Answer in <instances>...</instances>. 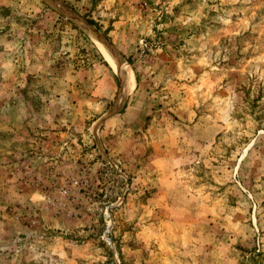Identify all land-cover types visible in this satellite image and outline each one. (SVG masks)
<instances>
[{"label": "rangeland", "instance_id": "rangeland-1", "mask_svg": "<svg viewBox=\"0 0 264 264\" xmlns=\"http://www.w3.org/2000/svg\"><path fill=\"white\" fill-rule=\"evenodd\" d=\"M0 264H264V0H0Z\"/></svg>", "mask_w": 264, "mask_h": 264}, {"label": "bare ground", "instance_id": "bare-ground-1", "mask_svg": "<svg viewBox=\"0 0 264 264\" xmlns=\"http://www.w3.org/2000/svg\"><path fill=\"white\" fill-rule=\"evenodd\" d=\"M90 34H92V33H90ZM95 37H93V39H94V42H96L97 47L100 49L101 53L105 56L107 61L111 64V66L113 67L115 72H117L118 76L120 77V80H122V82L124 83L125 91H124V87H123L122 93L123 94L127 93L126 91L130 87V84H132V74L127 69H124L125 68L124 66L121 67L120 66L121 64L118 63L117 58L113 54H111V51H109L108 49L106 50V48H105L106 46H104L102 42H101L102 43L101 44L99 42L100 39L97 40L98 38H95Z\"/></svg>", "mask_w": 264, "mask_h": 264}, {"label": "water", "instance_id": "water-1", "mask_svg": "<svg viewBox=\"0 0 264 264\" xmlns=\"http://www.w3.org/2000/svg\"><path fill=\"white\" fill-rule=\"evenodd\" d=\"M91 32H92L93 34H95L97 38H99V39L101 40V42L106 46V48H107L108 50H110L111 52H113L111 46L108 44V42H107L104 38H102V37H101L100 35H98L97 33L93 32L92 30H91ZM113 53H114V52H113ZM114 54H115V53H114ZM115 55H116V54H115ZM116 56H117V55H116ZM117 58H118V57H117ZM118 59H119V58H118ZM119 60H120V59H119ZM123 87H124V83H123L122 80H121V91H120V92H122Z\"/></svg>", "mask_w": 264, "mask_h": 264}, {"label": "trees", "instance_id": "trees-1", "mask_svg": "<svg viewBox=\"0 0 264 264\" xmlns=\"http://www.w3.org/2000/svg\"><path fill=\"white\" fill-rule=\"evenodd\" d=\"M87 22H88L90 25L94 26V27L96 26L95 23H94L93 21H91V20H88ZM100 57H101V56H100ZM101 60L103 61L102 57H101ZM103 62H104V64L107 66V63H106L105 61H103Z\"/></svg>", "mask_w": 264, "mask_h": 264}]
</instances>
